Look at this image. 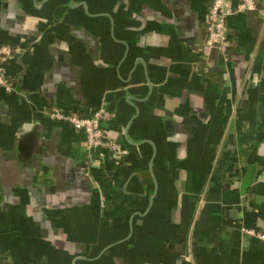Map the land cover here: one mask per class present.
Instances as JSON below:
<instances>
[{"label": "crops", "instance_id": "crops-1", "mask_svg": "<svg viewBox=\"0 0 264 264\" xmlns=\"http://www.w3.org/2000/svg\"><path fill=\"white\" fill-rule=\"evenodd\" d=\"M256 2L204 58L210 0H0L2 264H264ZM56 108L109 111L119 154Z\"/></svg>", "mask_w": 264, "mask_h": 264}, {"label": "built area", "instance_id": "built-area-1", "mask_svg": "<svg viewBox=\"0 0 264 264\" xmlns=\"http://www.w3.org/2000/svg\"><path fill=\"white\" fill-rule=\"evenodd\" d=\"M258 5L256 0H210V6L206 18V39L202 46V55L208 58L212 50L217 49L226 57L229 48V41L226 31V22L228 17L257 11ZM16 50L7 44H0V86L8 92L14 90L13 79L7 75L4 63L11 60ZM111 113L104 108H99L90 115H80L69 113L60 109H54L51 118L58 122L69 124L75 130L84 135L85 144L89 151L96 149H108L115 154H119V147L110 140L105 131L101 128V122L109 120ZM246 232L255 234L264 243V234L245 229Z\"/></svg>", "mask_w": 264, "mask_h": 264}, {"label": "trees", "instance_id": "trees-1", "mask_svg": "<svg viewBox=\"0 0 264 264\" xmlns=\"http://www.w3.org/2000/svg\"><path fill=\"white\" fill-rule=\"evenodd\" d=\"M0 264H2V263L0 262Z\"/></svg>", "mask_w": 264, "mask_h": 264}]
</instances>
